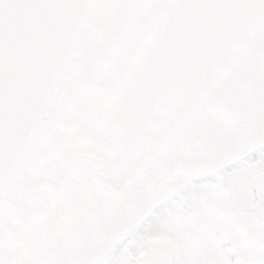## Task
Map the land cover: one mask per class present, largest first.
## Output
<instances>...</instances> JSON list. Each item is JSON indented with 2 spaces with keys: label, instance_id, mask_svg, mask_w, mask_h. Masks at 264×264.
Returning a JSON list of instances; mask_svg holds the SVG:
<instances>
[{
  "label": "flooded vegetation",
  "instance_id": "af4514ba",
  "mask_svg": "<svg viewBox=\"0 0 264 264\" xmlns=\"http://www.w3.org/2000/svg\"><path fill=\"white\" fill-rule=\"evenodd\" d=\"M77 52L0 198V264H177L158 244L205 242L254 264L236 219L264 199V0H119ZM194 190L197 233L154 237Z\"/></svg>",
  "mask_w": 264,
  "mask_h": 264
},
{
  "label": "water",
  "instance_id": "95a60500",
  "mask_svg": "<svg viewBox=\"0 0 264 264\" xmlns=\"http://www.w3.org/2000/svg\"><path fill=\"white\" fill-rule=\"evenodd\" d=\"M96 0H0V198L32 151ZM236 227L264 264V199Z\"/></svg>",
  "mask_w": 264,
  "mask_h": 264
},
{
  "label": "rangeland",
  "instance_id": "374dc122",
  "mask_svg": "<svg viewBox=\"0 0 264 264\" xmlns=\"http://www.w3.org/2000/svg\"><path fill=\"white\" fill-rule=\"evenodd\" d=\"M118 5L119 0H97L96 9L94 10L95 13L89 23L88 31L83 35L80 42L79 50L77 52L79 59L82 55L84 56L85 49L87 53L89 44L100 36L101 30L105 27L108 15L113 12L115 13ZM99 69L105 70L106 67H99ZM195 192L196 190L186 196L181 203L160 213L156 218V221L153 223L151 230H149L153 231L154 237H157V239L165 238L170 234L171 230L172 235H181L182 233L190 235L197 233V225L200 224L201 218L198 219L196 216L201 213L200 209L202 210V208L206 207L203 204H198L196 197L197 193L195 194ZM185 220H187V225L183 223ZM168 221H172L171 226ZM204 221L208 226L209 223H211L209 217L204 216ZM148 234H151V232ZM167 245L168 243L158 244L157 249L162 252V255L166 252L173 253L175 262H178L177 264H234L232 255L215 252L212 247H207L208 243L206 242L203 252L200 251L199 254L196 251L190 252L191 250L188 251L186 248H181L182 245L178 243L175 244L176 247L174 250L170 249L169 245ZM122 259L123 258L118 255L110 262L122 263Z\"/></svg>",
  "mask_w": 264,
  "mask_h": 264
}]
</instances>
